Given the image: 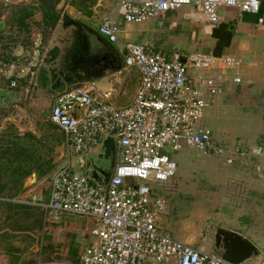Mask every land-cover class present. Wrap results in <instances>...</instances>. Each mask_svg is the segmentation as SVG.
<instances>
[{
	"label": "built area",
	"instance_id": "1",
	"mask_svg": "<svg viewBox=\"0 0 264 264\" xmlns=\"http://www.w3.org/2000/svg\"><path fill=\"white\" fill-rule=\"evenodd\" d=\"M262 1L115 0L111 11L93 19V28L122 54L118 73L138 76L134 96L117 105L121 89L93 81L54 97L48 120L64 135L61 158L49 177L47 201H26L41 207L49 222L64 215L92 221V239L77 264H226L217 250L194 247L162 230L158 217L165 214L166 202L152 185H163L175 175L173 152L187 147L206 155L231 150L214 140L205 110L221 92L226 71L237 69L239 60L124 42L111 12L125 23H141L190 5L218 26L220 8L257 14ZM233 81L239 83L240 77ZM106 135L115 136V163L108 183L101 186L79 169L77 160L90 156ZM258 264H264V253Z\"/></svg>",
	"mask_w": 264,
	"mask_h": 264
},
{
	"label": "rangeland",
	"instance_id": "2",
	"mask_svg": "<svg viewBox=\"0 0 264 264\" xmlns=\"http://www.w3.org/2000/svg\"><path fill=\"white\" fill-rule=\"evenodd\" d=\"M70 3L71 0H61L56 6L59 14L61 15L63 11H66L79 20L85 21L88 14L83 11L76 10ZM0 5L2 6L0 23L3 28H5L6 35L8 34L9 26L8 16L11 14L14 7L22 5L34 11V15L32 16L30 22L29 33L23 31L19 32V30L16 29L14 31V34L17 37L16 41L8 39L0 41L1 53L4 46L12 45L11 56H14L15 59V56L20 55V53H18L19 50H15L17 46L24 51L33 47L36 39L34 34L40 35L42 38V44L39 47L42 51L54 43L56 28L59 21L55 28H46L41 22V13L39 10H36L37 3L34 0H0ZM92 6L90 5L88 11H91L94 18L98 20V17L102 14L103 10L96 8L92 11V9H90ZM136 27L138 28L129 36L127 39L128 41L136 43L138 38L144 35L142 37L144 42H150L151 40H154V38L156 43L160 42V40H158L159 37L155 34L151 33L148 38V36L141 31L140 26ZM166 33V40H168L170 37L169 31ZM195 33H197V30ZM158 34L162 36L163 33ZM238 37L239 38H236L235 40L236 43L239 41H246L250 44L254 40L251 37H245V35H239ZM179 39H181V37ZM31 41L33 42V45H31ZM175 43L178 44L176 48L173 47ZM257 43H264V37L260 38ZM24 44H26V46ZM167 47V50L165 51L177 50L188 53L202 52L201 48L188 42L181 43L173 41ZM14 53L17 54L14 55ZM24 56L15 59L16 63L22 62L23 58H25ZM5 68H8V66L6 65ZM132 77L133 82L129 84L127 83L125 86V94L128 97L130 94L133 96L137 84V79L134 78V74H132ZM258 83H261V81H258ZM27 95L28 96L25 100L18 99V101H16L21 105L25 104L23 105V112L19 113L10 106V109L6 115H4V118L17 116L22 127V130H20L21 133L32 132L36 138L45 142L43 145L45 146L44 151H46L47 148L54 147L55 153L59 152L57 150H59L61 144L57 145L56 140L60 139L62 134L54 126L50 125L48 120L51 102H45L44 97L40 94L38 97L33 98L32 90L28 91ZM221 97L222 96L220 95L219 106L217 107L216 114L217 119L214 120L207 117L205 124L207 127L212 126V128L214 122L219 124L220 129L218 131L215 130L213 136L215 141H217L215 139V137L217 138L216 134L218 136H228L231 138V141H234L235 134L240 135L244 129L252 130V128H246L242 121L236 123L233 122V115L227 110L228 107H226V104L225 107L222 106L223 103L221 102ZM238 115V119L240 120L247 119V117H249L246 113L238 112ZM210 119L213 121H210ZM9 126H12V128L15 127L14 124L10 123L7 124L4 129ZM29 128H31V131L28 130ZM17 130L19 131V129ZM212 130H214V128ZM259 139L260 141L256 143V147H262L261 150L264 154V137ZM55 153L53 155H55ZM178 156H180V162L178 165L179 175L182 180L185 181L184 184L189 186V189L188 191H183V189L174 194L175 205L171 209L172 221L168 229L172 230V232L175 230H186L190 232L195 231L199 234L204 232V236L208 239L209 224L208 221L205 223V218L208 217L206 207H209V209H212L209 216L210 220L217 221L220 225L229 226L227 223L230 221L233 224L242 226L246 230L250 239H252L250 241H252L259 249H264V185L261 186L262 192H259L258 188L252 190L250 181L247 185L248 190H245L242 186L237 185L228 187L229 189H232L230 192L233 200L232 203L238 205L241 202L239 204L241 210L235 213V210H232L233 208L230 207L227 202H224L229 198H224L225 191L223 193L224 184L230 177V173L234 171V168L230 165H238L237 163L227 162V159L229 157L232 158L234 155L216 153L214 155L205 156L198 154L195 149L187 147L172 153V158L176 161V163H178ZM54 157L56 158V155ZM93 159L96 163L101 162L96 159V156H93ZM221 161L230 164L224 166ZM106 164L108 165L107 161ZM232 174H236V172H233ZM27 180L33 181V179H30V176L26 179V181ZM36 181L37 182L32 185L34 191L31 193L34 194L35 198L33 199L24 196L22 197V200L25 202L29 201L28 199H44V197L38 198L40 195L36 190L39 186H43V184L45 186H49V180L42 178L40 180L37 179ZM138 183L142 184L143 182L138 181ZM21 195H23V193ZM235 200L239 203H236ZM39 224H41V229L39 228ZM12 226H18L20 230H12V236H10L7 241L5 239L1 240V237L0 264H9V261L11 260L13 261V264H72L76 256L75 252L77 254L81 248L83 249L86 244L91 241L92 237H90V230L93 223L89 218L76 216L65 217L58 222H49L45 219L41 210L36 208L20 213L18 216L12 218L10 222L3 218L0 226V230L2 231L1 233L3 234L4 231L8 232V228L12 229ZM168 229L167 231H169ZM210 239L206 240V242H209ZM41 246L45 248V252L42 255L39 254ZM49 257L52 258V261L46 263L44 259Z\"/></svg>",
	"mask_w": 264,
	"mask_h": 264
},
{
	"label": "crops",
	"instance_id": "3",
	"mask_svg": "<svg viewBox=\"0 0 264 264\" xmlns=\"http://www.w3.org/2000/svg\"><path fill=\"white\" fill-rule=\"evenodd\" d=\"M114 3L115 0H97L90 9L94 11L96 8H99V10H103L101 14L103 15L104 13L112 10ZM219 13L222 17V22L220 24H229V29L233 32L230 44L223 48L221 55H214L213 53L217 39L212 35L213 29L217 28L220 24L218 26L211 25L202 17L195 6L185 5L178 9L164 12L156 18H152L141 23H125L120 18V16L117 15L115 10L111 12V16L121 26L120 38L124 42H131L127 39L138 28L136 26H140L141 31L146 36H148V38L151 33L159 37L158 40H160V42L158 43H156L155 38L150 42L145 41L147 44L153 46L156 49L167 50L166 47L169 46L173 41L181 43L188 42L201 48L202 52L205 54H211L214 56L226 55L239 60V67L237 69L226 71V74L223 77L221 92L215 97L214 102L206 108L207 111L205 110L206 119L207 117H209L216 120L217 107L219 106V96L221 95V102L223 103L222 106L225 107L227 105V110L233 115V122L236 123L242 121L245 124L246 128H252V130L244 129V131L241 132L240 135L235 134L234 141H231V138L228 136H218L215 133L217 136V138L215 137V139L218 142L224 143L229 148H231L229 152L225 153L234 155L232 156V158L229 157L227 159V162L238 164L237 166L230 165L232 168H234L233 172H236V174H232L233 172L230 173V177L226 181V185L224 184L223 190V193L225 191L224 198H229L224 202H227V204L232 207V210H235L236 213L237 211L241 210V207H239V204L241 202L239 203L237 202V200H235L236 203L239 204L237 205L232 203L233 200L232 196L230 195L232 189H229L228 187L237 185L242 186L243 188H245V190H248L247 185L250 181L252 190L258 188V191L262 192L261 186L264 185V154L261 150L262 147H256V143L260 141L259 138L264 137V43H257L260 38L264 37V0L262 1L259 13L257 14L240 13L238 9L229 7L220 8ZM92 19H94L93 14L86 17L85 21H82L90 25L91 22L95 23V21H93ZM196 30L197 33H195ZM168 31L170 37L168 40H166V32ZM158 33L163 34L162 36H160ZM239 35H245V37L248 36L254 40L250 44L246 41H239L236 43L235 40L236 38H239ZM34 36L36 38L35 41L40 37V35L36 34H34ZM143 36L139 37L137 42L145 43L142 39ZM180 37L181 39H179ZM52 45H50L48 48H45L44 51L40 50L39 47H37V50L40 53V57ZM177 45L178 44L175 43L173 47L176 48ZM15 50H19L18 53L23 51L18 46L15 48ZM182 52L188 53L185 51ZM16 54L17 53H14V55ZM247 54L250 55L249 62L244 61V56ZM24 55L23 56L27 59L26 64L16 63L15 59L10 64H0V132L4 129L5 126H7V124L10 123L14 124V126L19 129V131L22 130L17 116L4 118V115H6V113L9 111L10 106L13 107L17 112L22 113V109L24 108L23 105L25 104L21 105L16 101H18V99L25 100L28 96V91L32 90L33 87L30 85V88V86H27V84L31 78V71L35 70L33 67H30V63L34 60L35 43L33 47H31V49L24 51ZM6 65L8 66V68H5ZM121 70L122 67L119 71ZM119 71L96 80V82L101 87L113 85L114 87L121 89L119 96L115 98L114 102L117 105H124L126 103H129L134 96V94L133 96L130 94V96L128 97L125 94V86L127 85V83L129 84L133 82V77L131 76L129 78H125V74L118 73ZM134 75V78L137 79L138 83V76L136 74ZM236 75L240 77L239 83L233 81V77ZM12 77H14L16 81L14 80V78L13 80H11ZM258 81H261V83H258ZM11 82H14V84ZM50 102L52 104V101H47V103ZM238 112L246 113L247 115H249V117H247V119L240 120L238 119ZM211 119L210 121H213ZM208 127L211 130L213 136L215 130L218 131L220 129L217 122L213 123L214 130H212V126ZM28 130L31 131V128H29ZM234 147L239 149L238 153L233 152ZM57 151L59 152H57V156L55 159L56 161L60 160L61 158L62 146L59 147V150ZM214 154L215 153L212 152L207 155ZM201 155L207 156L206 154ZM179 158L180 156H178L177 171L175 175L163 185H152L153 190L156 192V194L162 197L166 202V212L159 222L162 230H164V232L178 241L190 244L194 247H200L205 250H209L213 247L212 238L210 239L212 234L210 224H217L227 229L236 230L247 237L249 240H252L242 226L233 224L230 221H228L227 223L229 226L220 225V223H218L217 221L210 220L209 216L212 209H209V207H206L208 211V217L205 218V223L208 221L209 224V242H206V240L208 239L206 236H204V232H201L200 234L195 231L190 232L186 230H175L172 232V230L168 229L172 221L171 209L175 205L174 194H176V192H179L180 190L184 189L183 191H188L189 189V186L187 184H184L185 181H183L181 176L179 175ZM221 162L224 164V166L230 164L227 162L225 163L224 161ZM36 178L33 181L25 180V191H23L22 196L30 197L33 199L35 198L34 194L31 193H33L34 191L32 185L37 182ZM36 191L40 195L38 196V198H48L49 186H45L43 184V186H39ZM1 220L2 219L0 217V226ZM167 229L169 231H167ZM1 232L2 231L0 230V239L2 235ZM260 250L263 253L264 249L260 248ZM258 261L259 257L256 259L248 260L243 264H258Z\"/></svg>",
	"mask_w": 264,
	"mask_h": 264
},
{
	"label": "water",
	"instance_id": "4",
	"mask_svg": "<svg viewBox=\"0 0 264 264\" xmlns=\"http://www.w3.org/2000/svg\"><path fill=\"white\" fill-rule=\"evenodd\" d=\"M101 17H98V21ZM91 24L63 11L56 28L54 44L41 57L37 50L41 36L38 38L34 60L30 63V67L35 70L31 71L28 82L33 86V97L40 94L46 101H52L67 90L99 80L121 69V54ZM249 59L250 55L244 56L245 62H249ZM93 156L101 162L96 163ZM77 162L81 164L80 170H84L83 164L86 165L85 172L94 182L106 186L114 169L115 136L106 135L90 156L86 159L80 157ZM35 178L36 173L32 172L30 179ZM161 218L158 217V220ZM210 229L212 248L219 252L226 264H243L262 254L252 241L236 230L217 224H210Z\"/></svg>",
	"mask_w": 264,
	"mask_h": 264
},
{
	"label": "trees",
	"instance_id": "5",
	"mask_svg": "<svg viewBox=\"0 0 264 264\" xmlns=\"http://www.w3.org/2000/svg\"><path fill=\"white\" fill-rule=\"evenodd\" d=\"M34 1L37 3L36 10H39L41 13L42 24L46 28H55L60 18L56 6L61 0ZM95 2V0H71L70 4L76 10L83 11L84 13H87L88 16H91L92 12L88 11V9L90 5L92 6ZM1 7L2 6L0 5V16L2 15ZM33 15L34 11L26 6L17 5L14 7L11 14L8 16V34H5V28H3V26L0 28V41L5 39L16 41L17 37L14 34L16 29L19 30V32L23 31L29 33L30 22ZM212 35L217 39L213 53L214 55H221L223 48L230 44L233 32L229 29V24L225 23L220 24L217 28L213 29ZM31 43V45H33L32 41ZM24 45L26 46V44ZM12 47V45L4 46L2 53L0 50V64H10L14 60V56H11ZM13 78L14 77H12L11 80H13ZM27 86H30L29 83ZM49 124L52 125L50 121ZM56 129L58 130V128ZM58 131L62 134V137L57 139L56 143L57 145L61 144L62 146L64 135L60 130ZM44 144L45 142L36 138L32 132L21 133L15 127L12 128V126L6 127L0 132V217L2 220L4 218L6 221L10 222L12 218L18 216L20 213L28 211L29 209L38 208L41 210L42 214H44L41 207L26 203L22 200V197L24 196L21 195L25 190V180L32 172L36 173L37 179L44 178L49 180L51 173L58 164L54 157L55 155L57 156L54 147L47 148L46 151H44ZM54 153L55 155H53ZM47 199L48 198H44L43 200H40L45 202ZM69 216L82 217L77 215H64L62 219ZM39 228L41 229V224H39ZM8 230V232H3L1 240L5 239L7 241V239L12 236V230L17 231L20 229L18 226H12V229L8 228ZM81 249L77 254L75 252L76 256L72 264H77L78 255L81 252ZM44 252L45 248L41 246L39 254L42 255ZM44 260L47 263L52 261V258L49 257ZM9 262V264H13L12 260Z\"/></svg>",
	"mask_w": 264,
	"mask_h": 264
},
{
	"label": "flooded vegetation",
	"instance_id": "6",
	"mask_svg": "<svg viewBox=\"0 0 264 264\" xmlns=\"http://www.w3.org/2000/svg\"><path fill=\"white\" fill-rule=\"evenodd\" d=\"M37 43V40L35 41V44ZM42 44V38L39 40V47H40V45ZM24 55V50L23 51H21L20 52V55H18V56H16V58L15 59H17V58H20V57H22ZM14 61V60H13ZM17 63H19V64H26L27 63V59L26 58H23V60H22V62H17ZM30 88H31V86H30ZM85 168H86V165L85 164H83V169L85 170Z\"/></svg>",
	"mask_w": 264,
	"mask_h": 264
}]
</instances>
